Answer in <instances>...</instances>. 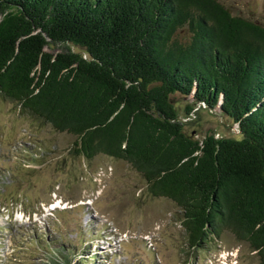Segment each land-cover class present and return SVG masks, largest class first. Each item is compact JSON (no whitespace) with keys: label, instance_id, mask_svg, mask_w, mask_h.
Wrapping results in <instances>:
<instances>
[{"label":"trees","instance_id":"16d2710c","mask_svg":"<svg viewBox=\"0 0 264 264\" xmlns=\"http://www.w3.org/2000/svg\"><path fill=\"white\" fill-rule=\"evenodd\" d=\"M176 94L240 136L187 133ZM0 99L75 156L130 163L178 206L190 250L230 233L264 264L263 24L219 0H0Z\"/></svg>","mask_w":264,"mask_h":264},{"label":"rangeland","instance_id":"374dc122","mask_svg":"<svg viewBox=\"0 0 264 264\" xmlns=\"http://www.w3.org/2000/svg\"><path fill=\"white\" fill-rule=\"evenodd\" d=\"M219 1L264 25V0ZM173 102L187 133L240 136L218 105L180 94ZM73 139L0 99V264H259L230 233L190 250L175 202L150 195L143 175L124 160L75 156Z\"/></svg>","mask_w":264,"mask_h":264}]
</instances>
